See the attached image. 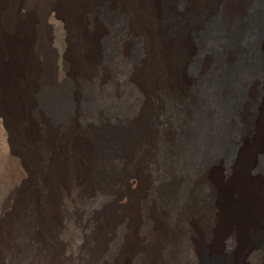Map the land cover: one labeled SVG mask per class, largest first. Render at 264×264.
<instances>
[{"label": "bare ground", "instance_id": "obj_1", "mask_svg": "<svg viewBox=\"0 0 264 264\" xmlns=\"http://www.w3.org/2000/svg\"><path fill=\"white\" fill-rule=\"evenodd\" d=\"M260 3L0 0V118L20 124L24 110L34 104L38 133L31 127L28 138L20 133L26 139L15 152L22 168L38 175L43 197L40 205L34 188L22 215L1 225L0 264H20L22 245L29 249L25 264H200L202 256L223 250H235L232 264H264V244L250 239L264 227V169L255 163L264 153V6L256 23L263 61L257 77L250 75L240 41L225 45L232 24L242 40L251 39L250 13ZM212 5L220 26L209 32L203 19ZM61 24L68 32L67 98L60 92L50 45V29ZM201 30L197 43L203 58L194 74L208 77V53L216 44L224 47L225 64L214 70L213 84L204 80L205 99L199 104L196 80L183 96L181 90L194 46L191 33ZM134 41L140 51L131 57ZM239 55L242 67L232 69ZM147 64L150 88L145 91L137 74ZM253 81L260 89L254 98L259 122L254 132L240 133L234 153L225 158L219 144L225 137L221 113L238 85H249L252 99ZM83 86L87 101L93 98L96 107L110 106L120 115L128 110L133 116L143 106L159 114L168 102L183 130L180 141L166 128L159 151L155 133L119 131L98 134L100 147H92L89 137L73 128L74 119L83 117ZM173 88H179L176 94ZM193 98L198 119L190 109ZM66 101L65 125L43 114L44 106L62 109ZM95 117L102 121L103 111L97 109ZM199 184L204 206L196 200Z\"/></svg>", "mask_w": 264, "mask_h": 264}, {"label": "rangeland", "instance_id": "obj_2", "mask_svg": "<svg viewBox=\"0 0 264 264\" xmlns=\"http://www.w3.org/2000/svg\"><path fill=\"white\" fill-rule=\"evenodd\" d=\"M259 1L261 3L255 6L250 13L249 21L250 20L251 21H250L249 27L251 29V32H253L251 39L249 38L248 41L242 40L240 38V35L238 34L239 32L237 31V29L234 28V24L229 25L225 33V35L227 36L225 45H229L239 40L240 44L242 45L244 50L247 52L248 62H249V71H250V75L252 78L257 77V75L259 74L260 70H262V67H263L262 54L256 43V34H257L256 23H257L258 17H262V11H263V6H264L263 5L264 0H259ZM215 6L216 5H212L213 12L208 13L206 16L207 18L203 19V29L204 30L207 29V31L209 32L216 31L218 27L220 26L218 21H214V19L216 18V15L218 14V9H216ZM103 12L104 11H102V13ZM104 17H105V14H104ZM204 30L191 33L192 44L194 45L192 46L193 47L192 56L189 60V64L184 69V73H183V77H184L183 86L184 87L182 88L179 85L183 89V90L180 89L181 94L183 96L187 92L186 90L189 88V86L194 82V80H196V82L194 83V86H195L194 91L197 94V97L199 98L198 99L199 104L201 100L205 99L204 98L205 97L204 87H205L206 82L204 80L207 79L209 82L211 81V84H213L214 79H215L214 77H217L216 75L214 76V70L216 68L219 69L218 67H221L223 63L225 64L224 56H223L224 47L223 45L219 46L218 44H216L210 47L212 52L208 53L211 55V57H210V60H208L207 62V66L212 67L208 77H205L203 80H200V75H198L200 72L197 74H194L196 73L194 69V65H197L199 63V60H202L203 58V55L202 57H200L201 55H199V49L202 44H200V42L198 44L197 39ZM50 33H51L50 45L53 50L54 62L56 64L55 66L58 72L57 78L60 79V92H61V95L67 98L69 96V91H70V86H71L69 83L70 81L68 77L65 75L69 67V63H68L69 59L65 51V48L67 46L66 43L68 41V34H67L68 32L64 24H61L59 26L52 27L50 29ZM131 43L132 44H130L131 46L129 47L128 54L131 57H136L137 54H139L140 48L136 44H134L136 43L135 41ZM101 51L104 54L107 53L108 46L106 44H103ZM241 55H239L237 59L235 60L234 66L232 69H235V68L240 69L242 67L243 58ZM160 65L161 64H159V66H157L156 68L157 73L160 72V69H161ZM149 71H150V66L149 64H147L144 70L142 68L139 74H137L140 77V81L142 83L144 82L143 87L145 91H147L150 88V85H149L150 79H148L149 75L147 76V73H149ZM123 72L125 74V72L127 71L124 69L120 73H123ZM141 75L144 76L145 78L142 77ZM247 87H249V85L246 87H245V84L238 85L232 96V102L227 104L223 112L221 113L220 133H224L225 137L221 139V142L219 141V144H220L221 151L225 152L223 153L225 154V158L230 157V155L234 153L235 145H236V142H237V139L240 133L254 132V127L259 122V116H258V112L255 110L256 105L254 101V98H257L258 94L260 93V89L257 88L258 83L255 85V82L253 81V87L251 86L250 88V91L252 93L251 97H253L252 99L248 97L249 95H248ZM126 89L127 88H124L123 91L126 92ZM178 89L174 90L175 94L176 92H178ZM80 91L83 94V102L81 105L82 110H80L83 113V117L81 118L76 117V119H74L75 126L73 128H77L81 130V133H85L89 137L90 144H92V147L93 146L95 147L97 145L100 147V145L97 143V137H98V134L100 133H116L119 131H123L124 133H130V132L137 133L138 131V133H145V132L155 133V136H154L155 142H156L155 147L157 150L160 151L162 150L163 148L162 144L165 141L164 140L165 136L162 133H166V128H168V130L171 131V133L173 134V139L175 140L180 141L183 135L182 128L178 130L177 126L179 125L177 124L179 123L175 121L174 116L175 115L177 116V114L173 113L170 108H169L170 109L169 111L168 102H167L168 105L167 104L164 105L165 110H163L162 113L159 112V114L158 112L154 113L150 106L148 108L143 106V107H140V109H138L133 116L128 112V110L124 114L120 115L117 113V111L115 112L113 109H111L110 106H102L99 103L100 104L99 107H96V105L93 104V101H91L93 98L91 100H88L89 101L88 102L86 100V96H88L89 93L87 92V89L84 86L80 88ZM84 98H85V102H84ZM194 98L192 100L193 103L190 105V109L192 111V115H194L196 119H198L201 112L199 110V105L197 104L195 106L197 101L196 100L194 101ZM191 107H193V109ZM67 108H68V105L66 101L65 107L62 109L58 107L53 108L49 104L48 106L43 107L42 112L49 120H53L57 122V125L63 126L66 124V120H67V118L64 116L65 115L64 109H67ZM97 109L103 111L102 121L101 120L98 121L97 117H95V113L97 112ZM21 120H20L21 122L20 123L21 125H20L14 122L9 117L7 118V120H4L3 118L1 120L0 118V227L4 222H6L9 218L13 217L14 215L16 216L22 215L24 208H25L26 200L28 198V193L30 191L32 192L34 188L38 189V192H39L38 199H39L40 205H42L43 203L42 202V198H43L42 197V187L40 185V180L38 178V175L34 177L30 176L29 173L24 168H22L23 166L20 165L19 161L17 160L18 155L15 152L18 149L22 148L23 146L22 144L24 140L28 138L29 136L28 133L32 132V130H30V127L33 129L35 128V132L33 133H38L36 131L37 124H38L37 123V120H38L37 113L35 111L33 103L30 105L29 108L24 110L23 117L21 118ZM20 133H26V138H25V135L23 136V134H20ZM255 163L260 169H264V153L258 154L255 156ZM202 192H203L202 184H199L197 188V197H196L197 199L196 200L197 202H199V204L204 206V201L206 200V196ZM250 239H252V241H254V243L257 245L264 244V227H261L255 230L251 234ZM28 251L29 249L25 251L22 245L21 247L22 257H21L20 264H25V258L28 256V253H29ZM223 251L221 255L219 254L218 256H213V257L212 256H202V258H200V264H232V262L234 261L233 259L235 257L234 255L235 250L232 252H229V250H223Z\"/></svg>", "mask_w": 264, "mask_h": 264}]
</instances>
